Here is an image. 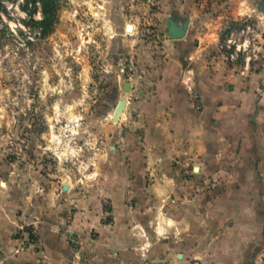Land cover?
Here are the masks:
<instances>
[{
    "label": "rangeland",
    "instance_id": "374dc122",
    "mask_svg": "<svg viewBox=\"0 0 264 264\" xmlns=\"http://www.w3.org/2000/svg\"><path fill=\"white\" fill-rule=\"evenodd\" d=\"M187 1L200 8L194 32L215 40L213 52L226 64L242 76L264 71L259 0H242L235 12L221 4L227 0ZM0 2V264H126L132 258L138 260L135 264L159 263L142 252L120 253L110 239L114 216L102 188L115 171L121 175L110 155L115 141L121 140L120 150L123 142L112 121L114 110L112 122L103 115L111 108L107 91L120 75L121 82L134 86L133 93L121 90L128 101L143 97L147 60L164 57L160 52L170 40L159 15L161 0H57L56 21L45 35L30 24L31 17L41 19L38 7L26 5V0ZM136 3L141 11L133 14L129 7ZM131 15L138 18L135 33L125 27ZM257 36L262 59L250 61L241 74L245 54L231 60L221 45L229 38L233 50ZM181 84L188 104L201 111L203 102L189 73L182 74ZM129 116L136 124L137 114ZM181 173L188 179L192 171L181 167ZM67 183L74 197L63 190ZM89 197L100 199L102 214L86 227L85 219L82 225L79 221L78 204ZM259 200L251 211L260 218L251 222L259 225L252 236L264 256V199ZM131 229L135 235L130 241L137 248L152 241L139 224Z\"/></svg>",
    "mask_w": 264,
    "mask_h": 264
},
{
    "label": "crops",
    "instance_id": "0c3cea01",
    "mask_svg": "<svg viewBox=\"0 0 264 264\" xmlns=\"http://www.w3.org/2000/svg\"><path fill=\"white\" fill-rule=\"evenodd\" d=\"M227 1L221 4L234 12L243 4ZM129 8L133 14L141 11L137 3ZM198 10L187 0H161L164 29L171 14L186 17L185 37L164 42V57L149 58L147 66L137 59L148 70L143 97L128 101L120 75L107 91L111 105L127 97L115 124L117 138L123 137L122 150L117 139L110 155L121 175L115 171L102 188L114 216L110 239L121 254L142 252L157 257L156 264H264L263 247L257 245V250L252 236L259 225L251 223L259 218L251 212L253 204L264 199V71L242 76L214 53L215 40L194 32ZM130 18L125 27L133 25L135 33L138 18ZM183 73L194 81L201 111L186 101ZM129 91L134 92L131 83ZM113 110L105 111L104 117L111 121ZM134 112L136 124L130 122ZM181 167L191 168L188 179ZM66 185L70 193L72 186ZM99 201L80 199L81 225L84 219L86 227L92 224L89 219L99 221ZM133 224L146 230L152 241L139 248L132 244Z\"/></svg>",
    "mask_w": 264,
    "mask_h": 264
},
{
    "label": "water",
    "instance_id": "95a60500",
    "mask_svg": "<svg viewBox=\"0 0 264 264\" xmlns=\"http://www.w3.org/2000/svg\"><path fill=\"white\" fill-rule=\"evenodd\" d=\"M257 10L264 14V0L257 1ZM189 24V19L186 17H181L176 15L175 13L171 14L166 20V28L165 33L168 39L170 40H178L185 37L187 28ZM130 26H127L129 29ZM130 90V83L126 82L123 87L124 92H128ZM126 105V99L119 100L115 105L112 104L111 107H114V112L112 115V121H118V114L122 113L124 110V106ZM116 120V121H115ZM3 184V183H2ZM63 190H68V185H64Z\"/></svg>",
    "mask_w": 264,
    "mask_h": 264
},
{
    "label": "built area",
    "instance_id": "2783aa9c",
    "mask_svg": "<svg viewBox=\"0 0 264 264\" xmlns=\"http://www.w3.org/2000/svg\"><path fill=\"white\" fill-rule=\"evenodd\" d=\"M152 0H147V2H151ZM247 30L250 28L249 25L245 27ZM245 30H242V33H244ZM234 31H230V35H233ZM257 40V42H256ZM259 37L257 36L256 38H253L251 41L249 39H246L242 44H237L235 45V48L232 50V46L234 45V42L231 39H226L221 45V48L225 51H230L228 53V56L230 57L231 60H235L238 56L239 53L245 54L244 58V66L241 71V74H245L250 67V61L254 62H259L262 59V56H259L260 49H258V44L259 42ZM251 45V48H250ZM264 58V56H263ZM261 66H264V64H260ZM189 78H186V82L189 81ZM188 93L191 95L192 93V88L189 84H186Z\"/></svg>",
    "mask_w": 264,
    "mask_h": 264
},
{
    "label": "trees",
    "instance_id": "16d2710c",
    "mask_svg": "<svg viewBox=\"0 0 264 264\" xmlns=\"http://www.w3.org/2000/svg\"><path fill=\"white\" fill-rule=\"evenodd\" d=\"M26 5H32L34 8H39L41 19L34 20L30 18V24L40 29L44 35L51 29L57 18V0H26ZM38 5V6H37ZM3 8L0 2V11ZM2 21L0 16V22Z\"/></svg>",
    "mask_w": 264,
    "mask_h": 264
},
{
    "label": "bare ground",
    "instance_id": "6f19581e",
    "mask_svg": "<svg viewBox=\"0 0 264 264\" xmlns=\"http://www.w3.org/2000/svg\"><path fill=\"white\" fill-rule=\"evenodd\" d=\"M128 26V25H127ZM130 26V28L129 29H126V31L128 32V33H132L133 31H134V27L133 26H131V25H129Z\"/></svg>",
    "mask_w": 264,
    "mask_h": 264
}]
</instances>
